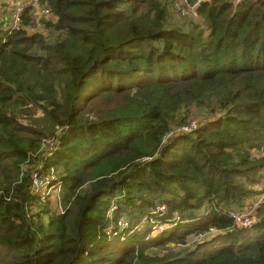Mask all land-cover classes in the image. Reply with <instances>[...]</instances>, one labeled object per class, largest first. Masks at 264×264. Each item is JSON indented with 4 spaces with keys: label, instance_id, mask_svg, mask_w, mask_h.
I'll return each instance as SVG.
<instances>
[{
    "label": "trees",
    "instance_id": "trees-1",
    "mask_svg": "<svg viewBox=\"0 0 264 264\" xmlns=\"http://www.w3.org/2000/svg\"><path fill=\"white\" fill-rule=\"evenodd\" d=\"M176 3L40 0L5 42L0 11V264H264V1Z\"/></svg>",
    "mask_w": 264,
    "mask_h": 264
},
{
    "label": "built area",
    "instance_id": "built-area-1",
    "mask_svg": "<svg viewBox=\"0 0 264 264\" xmlns=\"http://www.w3.org/2000/svg\"><path fill=\"white\" fill-rule=\"evenodd\" d=\"M211 0H195L194 3H189L188 0H177L176 8L177 11L181 16H197V9L199 6L203 3L209 2ZM247 0H234L235 3H241ZM254 1V0H251ZM264 1V0H262ZM40 0H32L30 1V4L23 5L20 2L14 3V8L11 13V20L6 24L7 27H5V35L10 36L15 31H18L21 28V15L25 9L26 6H32L34 8H37L39 5ZM40 13L42 15L50 17V13L48 10L40 9ZM39 27V25H38ZM30 29V28H27ZM29 34H31L34 31H28ZM6 36V37H7ZM6 41V38L3 39V42ZM196 129L195 122L190 123L187 126L182 127L179 131L181 133H190ZM51 146L49 147V150L51 151ZM52 155V152H49L47 154V158ZM61 188V183L58 181L57 176L55 175L54 169L50 168L47 171L44 170L43 165H39L35 169L31 171V192L38 197L41 198L42 201H48V198L54 197L56 195V204L58 206V194ZM59 207V213L62 214L64 211L60 206ZM61 209V211H60ZM115 208H112L110 212H113ZM237 215V214H236ZM128 224L124 221L119 220L117 222V227L120 230H123L127 228ZM249 227V226H245Z\"/></svg>",
    "mask_w": 264,
    "mask_h": 264
},
{
    "label": "rangeland",
    "instance_id": "rangeland-1",
    "mask_svg": "<svg viewBox=\"0 0 264 264\" xmlns=\"http://www.w3.org/2000/svg\"><path fill=\"white\" fill-rule=\"evenodd\" d=\"M30 1H32V0H0V11H1L2 15H3V19H2L3 21L0 20V26H2L1 25V21L5 25V26H2L3 31H4L5 27H7L6 24L11 20V13H12L13 8H14V3L20 2L23 5H28V4H30ZM28 8L32 9L31 13H30V21H31L32 24H31L30 29L28 31H30V32L31 31H34V32L38 31V32L44 33L45 35H48L49 33L44 32L43 30H41V29H43V27H42V24L40 22H46L48 20H51V17L42 15L40 13V9L41 8H40L39 5L37 6V8H34L32 6H28ZM38 25H39V27H38ZM6 36L7 35H3L4 38H6ZM188 122L190 124V123L193 122V120H189ZM179 130L174 131V133H179L180 132ZM186 133H188V132H186ZM253 154H254L255 157H257V158L259 157L256 152H253ZM254 189L257 191V193H260V194L257 195V196H254V197L252 196V198H250V199H252V202L258 203L263 198V196L261 194H262V191L264 190V179L261 180L260 183L256 187H254ZM48 202L50 203L52 208L57 213H59V207L56 206V198H54V197L48 198ZM164 210H165L164 207H160V209H159V211H164ZM60 211H61V209H60ZM126 211H128V210H126ZM243 213H245V212H243ZM243 213H240L239 215L238 214L237 215L241 216V217L246 215V213L245 214H243ZM122 214L124 215L126 213L122 212ZM123 215L121 217H119L120 219H118V221L121 220V221L126 222L127 224L130 223V221L134 217V215L130 216V217L123 216ZM142 219H143L142 224H144V221H145V223L153 221V219L145 220V219H147L146 217L142 218ZM253 222H254V220H253ZM251 223H252L251 220L246 219V220H244L243 222H241L239 224H240L241 227H245V226H250ZM163 228L166 229L167 225L157 224V225L154 226L152 224V226H151V229H152L151 236L155 237L156 235H158L159 232H161V230ZM224 237H225V235H223L222 233L215 232V231L214 232H209L208 234H205V235H202V236H199V237L196 236V237L190 238L188 241H186V244H185L184 247L172 244V245H169L168 247H166L164 249H161V248L160 249L158 248L157 250L153 249L152 252L155 253V254H162L166 250L179 251V250H181L183 248L191 247V245H193V243H197V244H199V243H211L212 241H215V242L209 244L208 247L209 248H216V247L220 246L224 242Z\"/></svg>",
    "mask_w": 264,
    "mask_h": 264
},
{
    "label": "crops",
    "instance_id": "crops-1",
    "mask_svg": "<svg viewBox=\"0 0 264 264\" xmlns=\"http://www.w3.org/2000/svg\"><path fill=\"white\" fill-rule=\"evenodd\" d=\"M54 198H56V195H54ZM56 206H57V204H56Z\"/></svg>",
    "mask_w": 264,
    "mask_h": 264
}]
</instances>
